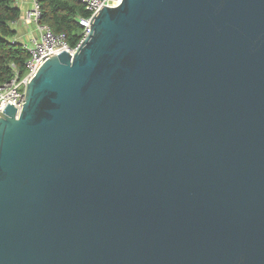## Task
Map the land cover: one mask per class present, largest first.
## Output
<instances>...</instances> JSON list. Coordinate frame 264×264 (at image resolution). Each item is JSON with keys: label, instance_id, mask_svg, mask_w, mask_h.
Listing matches in <instances>:
<instances>
[{"label": "water", "instance_id": "1", "mask_svg": "<svg viewBox=\"0 0 264 264\" xmlns=\"http://www.w3.org/2000/svg\"><path fill=\"white\" fill-rule=\"evenodd\" d=\"M0 113V264H264V0H122Z\"/></svg>", "mask_w": 264, "mask_h": 264}, {"label": "trees", "instance_id": "2", "mask_svg": "<svg viewBox=\"0 0 264 264\" xmlns=\"http://www.w3.org/2000/svg\"><path fill=\"white\" fill-rule=\"evenodd\" d=\"M41 9L40 23L55 34L66 35L68 44L75 48L82 35L80 19L90 16L81 0H38ZM22 10L16 0H0V85L16 75L23 78L28 71L30 54L23 45L14 40L13 25L21 17Z\"/></svg>", "mask_w": 264, "mask_h": 264}, {"label": "built area", "instance_id": "3", "mask_svg": "<svg viewBox=\"0 0 264 264\" xmlns=\"http://www.w3.org/2000/svg\"><path fill=\"white\" fill-rule=\"evenodd\" d=\"M21 2V0H17ZM122 0H81L85 4L90 16L80 19L83 28L81 39L75 48H72L63 33L55 34L48 26L40 23L41 9L38 0H32L25 22L32 25V31L26 40H16L30 54L27 62V74L23 78L17 75L15 78L0 85V113L4 112L8 103L17 108L18 113L22 110L25 103V88L28 83L36 76L40 67L52 56L66 51L74 54L79 45L91 33L92 20L96 14L105 6H117Z\"/></svg>", "mask_w": 264, "mask_h": 264}, {"label": "crops", "instance_id": "4", "mask_svg": "<svg viewBox=\"0 0 264 264\" xmlns=\"http://www.w3.org/2000/svg\"><path fill=\"white\" fill-rule=\"evenodd\" d=\"M31 1L32 0H21V2L17 1L22 13L20 19L13 23L16 30V36L14 37V40H26L29 33L32 31V25L25 22L27 12L30 9L29 6H31Z\"/></svg>", "mask_w": 264, "mask_h": 264}, {"label": "rangeland", "instance_id": "5", "mask_svg": "<svg viewBox=\"0 0 264 264\" xmlns=\"http://www.w3.org/2000/svg\"><path fill=\"white\" fill-rule=\"evenodd\" d=\"M31 4H32V1H31ZM29 8H30V6H29Z\"/></svg>", "mask_w": 264, "mask_h": 264}]
</instances>
